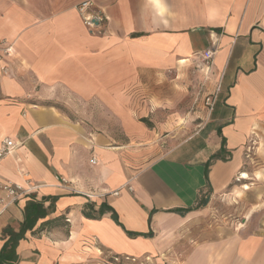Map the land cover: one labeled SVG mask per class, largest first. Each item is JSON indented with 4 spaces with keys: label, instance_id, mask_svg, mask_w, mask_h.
Masks as SVG:
<instances>
[{
    "label": "crops",
    "instance_id": "obj_1",
    "mask_svg": "<svg viewBox=\"0 0 264 264\" xmlns=\"http://www.w3.org/2000/svg\"><path fill=\"white\" fill-rule=\"evenodd\" d=\"M83 1L0 0V183L30 189L0 188V264H264V221L213 207L264 135V0H95L101 34ZM190 80L189 122L217 102L175 145Z\"/></svg>",
    "mask_w": 264,
    "mask_h": 264
},
{
    "label": "rangeland",
    "instance_id": "obj_2",
    "mask_svg": "<svg viewBox=\"0 0 264 264\" xmlns=\"http://www.w3.org/2000/svg\"><path fill=\"white\" fill-rule=\"evenodd\" d=\"M206 71H210L207 69L206 63L200 59V63L198 69L201 68ZM193 84L191 88H188V94H190V99H193L194 103L189 106L187 111V125H183L181 128V133H185L183 135L181 142L176 143L175 145H179L191 139L195 135L202 134L210 122L211 114L209 109L206 106V98L203 99L204 107L206 112V117L200 119L198 124L189 122V117L191 115H195L197 110L195 107L198 103L201 102L200 98H202V94H197L195 90V83L193 80H190ZM203 87V85H202ZM195 92V93H194ZM198 116V115H196ZM197 121V119H196ZM186 123V122H185ZM191 125H188L190 124ZM264 148V135L261 134L258 128H255L252 132L250 140L247 143L246 154L244 156L245 163L242 166L241 173H247L250 177V180L241 181L240 174L236 176L230 188L227 189V192L224 195L216 197V200L213 202V207H216L218 216H219V226H225L230 228H240L242 223L245 221L246 224L251 225V228L257 227L259 223L264 221V153H262V149ZM247 185L249 187L248 190L243 187ZM234 188V189H233ZM233 189V190H232ZM231 190V191H230ZM251 230V229H250Z\"/></svg>",
    "mask_w": 264,
    "mask_h": 264
},
{
    "label": "built area",
    "instance_id": "obj_3",
    "mask_svg": "<svg viewBox=\"0 0 264 264\" xmlns=\"http://www.w3.org/2000/svg\"><path fill=\"white\" fill-rule=\"evenodd\" d=\"M77 11L82 18L83 24L92 34L102 33L103 25L107 18L103 13L96 10L95 0H84L78 5ZM10 52V48H0V56H8ZM212 58V51H207L201 56V59L206 63L208 70L211 67ZM217 95L218 91L213 96L206 98V106L210 112L214 111L218 97ZM14 148L15 144L11 140L6 139L0 149V161L7 155H10ZM63 182L66 183L65 180H63ZM0 188L7 194L8 199L12 202L18 200L22 194L30 190H26L22 186L11 182L0 183ZM114 194L118 195V192H115ZM89 198H92V196H89Z\"/></svg>",
    "mask_w": 264,
    "mask_h": 264
},
{
    "label": "trees",
    "instance_id": "obj_4",
    "mask_svg": "<svg viewBox=\"0 0 264 264\" xmlns=\"http://www.w3.org/2000/svg\"><path fill=\"white\" fill-rule=\"evenodd\" d=\"M142 122L147 123L146 120H142ZM209 165H210V164L208 163V166H207V167H209ZM202 206H203V204L200 202V203L198 204L197 208H201ZM43 216H44V213H43ZM38 219H39V217H37V215H35L34 218H33L34 221L28 223V228H29V227H33L35 221H37ZM115 220L117 221V219H115ZM130 235H131V234H130ZM131 236H134V235H131ZM135 236H136V235H135Z\"/></svg>",
    "mask_w": 264,
    "mask_h": 264
},
{
    "label": "bare ground",
    "instance_id": "obj_5",
    "mask_svg": "<svg viewBox=\"0 0 264 264\" xmlns=\"http://www.w3.org/2000/svg\"><path fill=\"white\" fill-rule=\"evenodd\" d=\"M242 178H247L246 175H242ZM246 190H248V187H245Z\"/></svg>",
    "mask_w": 264,
    "mask_h": 264
}]
</instances>
